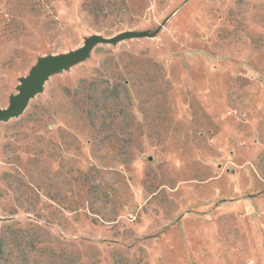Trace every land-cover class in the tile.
Wrapping results in <instances>:
<instances>
[{"label": "rangeland", "instance_id": "obj_1", "mask_svg": "<svg viewBox=\"0 0 264 264\" xmlns=\"http://www.w3.org/2000/svg\"><path fill=\"white\" fill-rule=\"evenodd\" d=\"M86 1L0 0L1 109L39 58L149 35L96 45L0 122L5 254L264 264V0Z\"/></svg>", "mask_w": 264, "mask_h": 264}, {"label": "water", "instance_id": "obj_2", "mask_svg": "<svg viewBox=\"0 0 264 264\" xmlns=\"http://www.w3.org/2000/svg\"><path fill=\"white\" fill-rule=\"evenodd\" d=\"M160 28L157 29L159 31ZM137 36H149L146 33L140 32H122L113 37H104L102 35H91L87 38L84 44L68 53L61 55H47L39 58L29 71L27 76L20 77V84L17 86V93L11 95L9 105L0 108V122L8 121L12 118H17L25 112L30 101L42 92L44 85L52 75L62 73L79 62L85 60L91 54V51L98 44H115L125 39L136 38Z\"/></svg>", "mask_w": 264, "mask_h": 264}, {"label": "trees", "instance_id": "obj_3", "mask_svg": "<svg viewBox=\"0 0 264 264\" xmlns=\"http://www.w3.org/2000/svg\"><path fill=\"white\" fill-rule=\"evenodd\" d=\"M31 1V0H30ZM50 0H32V9H35V7H39V6H44L46 4H49ZM85 9L94 15V17H102L105 16L106 14H109L111 12H113V9H116V12H120L122 11V6L121 4L117 5V7L115 6L112 10L109 9L107 6H110L113 4V2H108L106 0H87L85 3ZM47 7V5H46ZM40 10H43V8H39ZM40 13H44L43 11H40ZM14 246L16 245L15 242V238H10V239H5L3 237L0 236V264H13V260L10 256V254L6 255L5 254V250L4 247L10 244H13ZM40 243H43V241H41L39 238L37 239H33L30 240L28 245L31 246L33 248V250L38 249V245Z\"/></svg>", "mask_w": 264, "mask_h": 264}]
</instances>
